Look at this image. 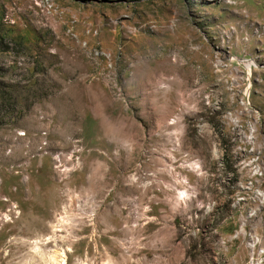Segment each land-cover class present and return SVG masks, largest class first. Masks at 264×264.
Instances as JSON below:
<instances>
[{
	"label": "rangeland",
	"instance_id": "rangeland-1",
	"mask_svg": "<svg viewBox=\"0 0 264 264\" xmlns=\"http://www.w3.org/2000/svg\"><path fill=\"white\" fill-rule=\"evenodd\" d=\"M251 259L264 0H0V264Z\"/></svg>",
	"mask_w": 264,
	"mask_h": 264
},
{
	"label": "bare ground",
	"instance_id": "bare-ground-1",
	"mask_svg": "<svg viewBox=\"0 0 264 264\" xmlns=\"http://www.w3.org/2000/svg\"><path fill=\"white\" fill-rule=\"evenodd\" d=\"M241 63H243L245 65L246 68H248L252 63L249 61H240Z\"/></svg>",
	"mask_w": 264,
	"mask_h": 264
},
{
	"label": "built area",
	"instance_id": "built-area-1",
	"mask_svg": "<svg viewBox=\"0 0 264 264\" xmlns=\"http://www.w3.org/2000/svg\"><path fill=\"white\" fill-rule=\"evenodd\" d=\"M251 261H252V262H251V264H252L254 260L251 259Z\"/></svg>",
	"mask_w": 264,
	"mask_h": 264
}]
</instances>
